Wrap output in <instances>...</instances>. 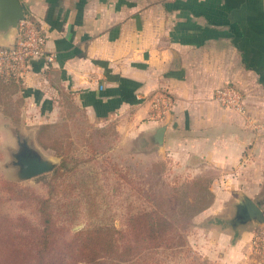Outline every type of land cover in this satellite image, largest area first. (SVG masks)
<instances>
[{
  "label": "crops",
  "instance_id": "obj_1",
  "mask_svg": "<svg viewBox=\"0 0 264 264\" xmlns=\"http://www.w3.org/2000/svg\"><path fill=\"white\" fill-rule=\"evenodd\" d=\"M19 1L52 57L29 62L15 83L19 97L45 116L72 105L91 122L120 123L145 163L175 165L192 178L216 171L213 203L193 220L203 258L258 264V227L233 231L207 220L233 197L264 194V0ZM11 38L0 37V46ZM224 85L243 94L244 114L214 101ZM160 91L172 107L157 120L150 99Z\"/></svg>",
  "mask_w": 264,
  "mask_h": 264
},
{
  "label": "rangeland",
  "instance_id": "obj_2",
  "mask_svg": "<svg viewBox=\"0 0 264 264\" xmlns=\"http://www.w3.org/2000/svg\"><path fill=\"white\" fill-rule=\"evenodd\" d=\"M260 90L264 91V88L260 87ZM74 108L72 105L64 107L66 110L62 113L61 110L54 109L51 116L39 114L19 97L14 84L0 83V181L17 183L28 189V194L35 198L47 197L45 175L17 182L9 162L12 160L10 153L15 149L17 136H28L31 144L40 150L44 158H58L52 151L43 149L37 141L43 125H54V133L59 141L69 139L81 151L88 153L99 166L100 177L108 193L105 204L116 215L114 227L120 231L119 241L122 245L127 243L133 247L139 246V252L133 260L136 262H132L133 264H214L203 258L199 246L202 239L197 234L202 229L193 224V220L199 218L213 203L212 193L201 203L198 197L203 194L201 188L208 187L210 190V185L218 173L209 170L197 178H192L190 173L175 165L169 166L162 161L145 163L135 153L143 150L142 147L134 146L120 123L91 122L85 114ZM4 192L0 190V240L15 239L11 243L19 251L18 258L13 254V264H35L34 246H30L35 236L29 235L30 231L41 230L35 205L27 201L11 200ZM238 198L240 196L224 202V210L207 221L225 224L232 219L235 200ZM252 198L260 204L264 212V194ZM208 201L210 205L199 210ZM152 205L170 217L178 233H183L185 244L181 238L174 236L170 243H162L155 252L145 250L147 244L142 241L143 236L134 235L131 227L140 223L142 211H149ZM84 225L83 218L70 227L61 222L57 223L53 230L57 244L61 245L63 240H68L73 232L79 231ZM247 226L253 229L257 227L255 223ZM21 238L23 242L19 244ZM21 251L28 253L24 256ZM22 256L31 259L26 262Z\"/></svg>",
  "mask_w": 264,
  "mask_h": 264
},
{
  "label": "trees",
  "instance_id": "obj_3",
  "mask_svg": "<svg viewBox=\"0 0 264 264\" xmlns=\"http://www.w3.org/2000/svg\"><path fill=\"white\" fill-rule=\"evenodd\" d=\"M16 82L19 81L0 80V83H11L15 86ZM55 127L43 125L37 135L41 147L52 151L60 159L57 168L45 175L47 188L45 199L29 195V190L17 183L0 181V190L5 191L11 200L27 201L35 205V211L41 221V230L29 233L35 236L33 243L30 244L34 246L35 264L135 263L133 260L139 252V246L120 243V231L114 227L116 215L110 206L105 204L108 193L100 177L99 166L88 153L81 151L69 139L59 141L54 133ZM201 191L203 194L198 197L200 203L207 195H211L208 187L201 188ZM209 203L208 201L199 210L208 207ZM81 218L85 220V225L79 231L73 232L68 240H63L61 245L57 244L53 233L55 225L61 222L64 226L70 227ZM131 230L134 235L143 236L142 241L147 244L144 248L148 252L157 251L162 243H170L174 236L181 238L183 244L186 243L183 233H178L170 217L155 205H152L149 211H142L140 223L131 227ZM12 240L15 241L0 240L1 264L15 263L14 253L18 258L19 250L11 243ZM22 242L21 238L19 244ZM22 253L26 256L28 252L21 251ZM24 256L22 257L26 262L31 259Z\"/></svg>",
  "mask_w": 264,
  "mask_h": 264
},
{
  "label": "built area",
  "instance_id": "obj_4",
  "mask_svg": "<svg viewBox=\"0 0 264 264\" xmlns=\"http://www.w3.org/2000/svg\"><path fill=\"white\" fill-rule=\"evenodd\" d=\"M36 58H43L47 64L52 61L42 27L25 14L18 22L12 47L0 48V80H22L28 72L29 62ZM213 99L221 107L239 114L246 111L243 94L231 85L215 89ZM171 107L172 101L164 91L155 93L150 99L151 113L157 120L163 119ZM251 242L253 250L260 256L258 264H264V227L257 230Z\"/></svg>",
  "mask_w": 264,
  "mask_h": 264
},
{
  "label": "water",
  "instance_id": "obj_5",
  "mask_svg": "<svg viewBox=\"0 0 264 264\" xmlns=\"http://www.w3.org/2000/svg\"><path fill=\"white\" fill-rule=\"evenodd\" d=\"M25 17V11L19 0H0V37L7 39L12 36L8 45L0 48H11L17 34V25ZM164 126H161L151 138V143L162 145ZM9 166L14 169V178L23 182L53 172L57 166L58 158H44L40 150L31 144L28 136L15 137V149L10 153ZM256 224L258 228L264 227V212L257 201L245 195L235 204V213L225 225L236 231L247 224Z\"/></svg>",
  "mask_w": 264,
  "mask_h": 264
}]
</instances>
